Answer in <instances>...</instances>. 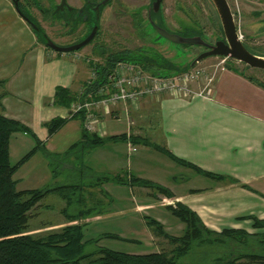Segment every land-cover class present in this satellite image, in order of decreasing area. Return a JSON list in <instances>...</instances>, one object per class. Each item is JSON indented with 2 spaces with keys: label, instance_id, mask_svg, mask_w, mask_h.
<instances>
[{
  "label": "crops",
  "instance_id": "obj_1",
  "mask_svg": "<svg viewBox=\"0 0 264 264\" xmlns=\"http://www.w3.org/2000/svg\"><path fill=\"white\" fill-rule=\"evenodd\" d=\"M245 75L229 68L219 71L209 98L175 99L166 95L156 102L143 99L136 107L119 104L112 107L111 114H105L102 109L94 113V118L102 125V132L95 135L105 143L88 153L89 162L97 165L90 166V170L96 171L99 176L125 173L129 181L132 178L148 181L173 195V199L156 196V190L137 186L138 200L130 208L124 204L122 209L127 211L120 213L142 215L156 208L168 209L173 204L183 203L198 214L208 229L215 232L239 228L248 231L245 229L247 226L240 224L249 222L237 223L242 216L264 220V214H257L261 209L246 207L253 202H245L254 194L246 187L253 188L259 184L258 187L264 189V169L253 170L251 157L255 148H264V125L246 112L231 110L218 99L217 81L220 79V83H228L235 77L243 80L244 86H251L264 96V88ZM93 79L94 68L86 55L81 51L59 53L48 49L31 25L19 15L13 1L0 0V115L27 127L32 134L19 133L36 141V147L30 151H34V156L20 169L42 148L59 154L60 140L57 141V137L64 131L70 132L68 128L75 121L81 124L73 135L76 139L79 137L77 143L82 140L84 122L72 110ZM60 91L63 92L58 96ZM64 97H74V100L67 105L68 99L60 100ZM230 97L228 94L227 98ZM95 99L94 93L87 94V101ZM247 101L255 103L252 99ZM54 120L65 123L50 133L48 124ZM131 137L148 144L134 143ZM69 141L65 142L66 146ZM155 146L167 150L176 160ZM151 150L163 157L152 155ZM197 169L220 178L207 177ZM126 188L134 193V187L104 182L102 196L107 201L105 213L79 223L90 224L109 217L114 213L109 210L110 203L115 200L112 191ZM58 194L59 191L52 192L44 200ZM59 196L63 200L60 213L66 217L68 201L61 194ZM151 197H156L158 203L153 202ZM44 208L53 211L51 205ZM168 214L172 212L168 210ZM154 219L165 226L163 219V222L161 218ZM73 224L76 223L61 220L59 223L50 222L45 229L62 230ZM250 228L255 230L253 225Z\"/></svg>",
  "mask_w": 264,
  "mask_h": 264
},
{
  "label": "rangeland",
  "instance_id": "obj_2",
  "mask_svg": "<svg viewBox=\"0 0 264 264\" xmlns=\"http://www.w3.org/2000/svg\"><path fill=\"white\" fill-rule=\"evenodd\" d=\"M236 1L237 0H228L232 8L238 9L239 11L236 20L240 35H242L244 42L247 43L249 47L260 48L259 50H254V53L252 52L254 55L264 56V34H261L258 29L262 26V23L257 22L253 15L259 7H248L247 4L243 2L244 5H241L240 8L236 4ZM148 3L149 0H114L110 10V15L108 14L107 21L103 25V34H101L96 43H93L81 51L83 55H86L89 63L91 65L93 64L95 71L94 79H97V71L95 70L96 66L104 65L106 56L111 53L136 49H146L152 52L158 51L162 54V56L172 59L180 66H184L192 61L202 51L201 47L190 46L189 48H184L181 45L172 43L160 36L148 23H143L139 17L134 18L131 16L133 10L129 11L128 9H133L142 5H144V11L142 14L147 15L146 6ZM127 6L130 7H128V11L126 12L125 7ZM185 9L186 12L190 14V20L194 21L196 19L200 26L188 21V15L184 13ZM163 10L168 23L166 28L170 32L184 37H191L197 33L196 31L199 33L204 31V34H207L210 37L207 38L206 36H202L206 41L209 39L212 41L215 40V34L219 23L216 10L209 0H165ZM50 32L55 33L54 30H51ZM197 35L201 36L203 34L197 33ZM52 36H55V34H52ZM68 36L66 38L67 42L59 41L58 43H55L59 46L71 44L74 38L80 37V34L70 31ZM56 37L57 36H55V38ZM95 45H98L100 48H94ZM104 48L105 50L103 51L102 49ZM105 51H107V53ZM228 66L231 67L230 70L234 72L240 70L243 74H246L247 76H250L256 81L264 84L263 70L248 68L243 63L236 62L232 59L227 60L222 58H211L198 65V69L204 70L206 74L205 77L208 78L206 80L205 77H203L201 80L202 85H209L210 88L213 87L219 71H226ZM116 67L117 65L113 67L111 72H113ZM142 69L145 70L143 67ZM211 80L213 81L211 82ZM219 81L220 79L217 81L218 99L223 103V105L227 106L231 110H235L236 112H246L250 115V117L255 118L256 122H260L264 125V98H262L264 96L254 90L251 86H244L246 84L243 80H240V78L235 77L234 80H231L228 83L226 81L220 83ZM108 83L109 81L107 80L105 85ZM194 89L199 90L197 84L194 85ZM92 93L96 95L98 91L90 92V94ZM228 94L229 97L231 96V99L227 98ZM247 99H252L255 103H249ZM156 101L157 100H153V102ZM79 104H81L80 100L75 104V106ZM82 115L84 116V114ZM80 124V121H75L73 125L70 126L71 128H68L71 134L68 131H64L58 135L57 141L60 140L59 149L61 150L59 154L50 153L47 149L42 148L38 151L36 156L30 160V162L18 170L14 177L19 182L18 190L52 189L58 186L75 185L77 183H80V185L82 184L84 187H89L90 184H94L97 177L102 176H99L96 171L90 170V166L97 167L94 163L91 164L89 162L90 157H88V153H90L92 149L86 148L88 150L85 155L82 150H80L81 148L77 151L78 154H67V152L71 149L69 147L74 145V143H77V140H80L79 137L76 139L75 135H73L76 127H80ZM66 139L71 140L67 146V143H65L67 141ZM11 140L10 157L13 165L17 164L25 155L36 147V141L32 137H24L20 133L13 135ZM119 148L121 149L122 146ZM151 153H153L152 155H159L163 157L162 154H158L153 150H151ZM251 157L253 170L259 171L264 169V148H255L254 152L251 153ZM98 168H100V166H98ZM121 175L124 176L125 173H122ZM125 178H127V174L125 175ZM262 182L264 183V179ZM95 184V187L84 188L83 202L85 204V208H94L96 211L101 210L105 213L107 201L102 196V184H99L98 182H95ZM258 185L253 188L246 187V189L250 190L254 194L253 197L245 200V202H253L251 205L247 204L246 207H256L261 209L257 212V214L262 215L264 214V191H262L264 189H260ZM122 186L134 187V193L128 188L125 190L118 189L117 191H112V196L115 200H112L110 203L111 208L109 210L114 213H111L109 217H104L101 218V220L86 224L84 229L85 240L97 239L107 234L116 236L118 239L105 238L101 240L99 245L115 252L146 255L150 253L170 251L173 247L169 245L170 243L163 238V236L156 234V231H153V229L149 227L148 221L155 220L154 218L156 217L161 218V221L163 219L165 226L158 221L157 222L162 226L167 234L173 237H182L185 234L186 225L173 214H168V210H170V208H156L142 215L127 214L128 212L120 213L122 210L127 211V209H122L124 204L130 208L134 205V201L136 202L138 200V192L135 187L139 185ZM252 190H254V192ZM255 192H257V194ZM75 193L76 195L80 193V190H77V187L64 190L61 193V196L63 197L65 195L72 196L75 204V206L66 210V217H63L60 213L62 211L60 206L63 204V200L61 199L62 197L59 196L60 194L49 196L48 199L44 200L40 204L41 206L34 209V211H32L33 219H31L30 222L31 234L42 237L51 232L61 231L55 229V231H48L45 228H48L47 226L50 222L59 223L61 220L70 221V218L67 217L68 213H77L79 206ZM161 195L168 198L166 194L160 193L156 190V196ZM151 200L158 203L156 197H151ZM45 205H51L53 207V211H47V209L44 208ZM173 207H176V205ZM250 217L254 216L239 217L237 219V223L249 222L240 225L243 227L247 226V228H245L248 229L247 232L254 233L255 230L250 228V226L253 225V221ZM79 222L80 220L75 223L78 224ZM239 229L243 230L241 228Z\"/></svg>",
  "mask_w": 264,
  "mask_h": 264
},
{
  "label": "trees",
  "instance_id": "obj_3",
  "mask_svg": "<svg viewBox=\"0 0 264 264\" xmlns=\"http://www.w3.org/2000/svg\"><path fill=\"white\" fill-rule=\"evenodd\" d=\"M102 50L104 51L105 48ZM105 52L107 53V51ZM120 62L136 63L155 76H172L187 71L189 67V64L178 65L172 59L162 56L158 51L150 54L144 49H136L111 53L106 56L104 65L96 66L97 79H93L85 91V95L80 96L78 101L86 102L87 94L98 91L97 89L105 85L113 67ZM227 68L231 69L230 66ZM235 72L244 75L240 70ZM245 77L264 88L263 83L252 77L246 75ZM62 92H58V96ZM68 98L64 97L60 100L64 101ZM73 100L74 97L68 99L67 105ZM78 116L84 122L86 112L78 113ZM64 123L63 120L52 121L48 124L50 133L58 130ZM19 132L32 134L21 123L0 115V264H264V220L250 217L256 230L254 233L240 229L215 232L208 229L198 214L183 203H176V207L172 205L169 207L172 214L186 225V231L182 237L170 236L157 221H148L149 227L156 231V234L163 236L173 247L170 251L146 255L115 252L100 246L99 243L105 238L118 239V237L105 234L97 239L85 240L86 223L69 225L61 231L51 232L42 237L32 235L30 231V222L33 219L32 211L52 192L59 191L61 194L64 190L73 187L80 190L78 195L75 193L79 206L77 213H68L67 216L72 223L79 220H91L103 213L94 208H85L83 202L84 188L95 187V182L99 184L113 182L120 185H139L155 189L170 198H173V195L159 185L137 178H132L129 181L128 178L121 175L97 177L94 184H90L89 187L77 183L52 189L18 190V181L14 178L15 174L34 153L32 151L19 163L12 164L10 157L11 138ZM83 132L82 140L74 144L67 154H78L77 151L81 148L80 150L85 155L88 150L86 148L93 149L105 143L97 135L89 134L84 126ZM122 140L126 141L127 139L123 138ZM130 140L134 143L145 142L132 137ZM155 148L175 159L167 150L159 146H155ZM178 162L191 167L184 161ZM198 171L207 177H217ZM64 198L68 201L69 208L75 206L72 196L65 195Z\"/></svg>",
  "mask_w": 264,
  "mask_h": 264
},
{
  "label": "flooded vegetation",
  "instance_id": "obj_4",
  "mask_svg": "<svg viewBox=\"0 0 264 264\" xmlns=\"http://www.w3.org/2000/svg\"><path fill=\"white\" fill-rule=\"evenodd\" d=\"M164 1L165 0H163L162 2L161 8L158 11H155L154 5L156 0H149L148 5L146 6L147 15L142 14L144 11V5L135 7L133 9H128V7L130 6H127L125 7V11L127 12L128 10H133L131 14L132 17H139L143 21V23H148L150 26H152L153 23H156L159 26H163L166 28L168 23L163 10ZM209 1L211 2V0ZM113 2L114 0H20L19 6L21 11L26 15V17H28L33 24H36L40 27L38 31V37L43 42V44L44 42L46 43L47 40H52L54 43H58L59 41L67 42L66 38L70 31L79 33L80 37L74 38L71 44L60 46L58 45L59 47L67 48L84 42L94 33V31H96L93 41L80 50L82 51L93 43H96V41H98V39L100 38L101 34H103V25L107 21L108 14L110 15V10L112 8ZM243 2H245L248 7H259V9H257L253 13V15L257 22L262 23V26L258 29L261 34H264V0H237L236 4L241 8V5H244ZM229 7L238 27L236 19L238 17L239 11L238 9H233L230 4ZM184 13L188 15L187 19L189 22L199 25L196 19L194 21L190 20V14L186 12V9L184 10ZM217 18L219 25L215 34L216 38L214 41L209 39L210 41L208 40V42L210 44L222 41L225 37L223 26L221 24L218 14ZM51 30H54L55 33H51ZM196 32L198 34H203L201 35L203 37L206 36L207 38H210L209 35L204 34V31H201L200 33L198 31ZM197 33L191 37L198 36ZM52 34H55V36L57 37L55 38V36H52ZM244 45L251 53H254V50L256 49H260L256 47L251 48L245 42ZM94 48L100 47L98 45H95ZM201 49L202 51L198 55L207 51L206 48ZM148 52L153 53L152 51Z\"/></svg>",
  "mask_w": 264,
  "mask_h": 264
},
{
  "label": "built area",
  "instance_id": "obj_5",
  "mask_svg": "<svg viewBox=\"0 0 264 264\" xmlns=\"http://www.w3.org/2000/svg\"><path fill=\"white\" fill-rule=\"evenodd\" d=\"M237 30L239 40L244 42L238 27ZM205 76V71L199 70L198 66L178 76H155L143 70L141 65L120 62L110 73L109 83L98 90L96 99L74 105L72 113L75 115L85 111V129L89 133L100 134L102 132L101 122L94 118V113L98 109H102L105 114H111L112 107L119 104H131L136 107L143 99L158 100L163 95L175 99L209 98L213 87L202 85L201 80ZM205 79L208 78L205 77ZM195 84L198 85L199 90L194 89Z\"/></svg>",
  "mask_w": 264,
  "mask_h": 264
},
{
  "label": "water",
  "instance_id": "obj_6",
  "mask_svg": "<svg viewBox=\"0 0 264 264\" xmlns=\"http://www.w3.org/2000/svg\"><path fill=\"white\" fill-rule=\"evenodd\" d=\"M19 1L20 0L13 1L17 12L38 34L40 27L36 24H33L31 20L21 11ZM162 2L163 0H156L154 5L155 11H158L161 8ZM211 2L220 18L225 36L224 40L218 41L214 44H210L202 36L184 37L179 34L172 33L165 27L159 26L156 23L152 24L153 28L160 36L172 43L181 46H197L207 49V51L197 55L192 61L188 63L189 67L187 71L174 74L173 76L188 73L203 61L211 58H222L227 60L232 59L236 62L243 63L247 67L264 71V56L254 55L246 48L244 42L239 40L237 25L227 0H211ZM95 34L96 31H94V33L84 42L67 48L59 47L52 40H47L46 43L44 42V45L48 49L59 53H77L93 41Z\"/></svg>",
  "mask_w": 264,
  "mask_h": 264
}]
</instances>
